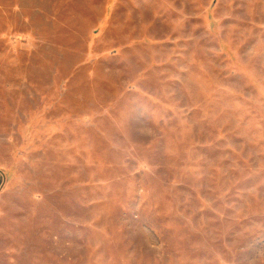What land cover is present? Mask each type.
I'll list each match as a JSON object with an SVG mask.
<instances>
[{
    "label": "rangeland",
    "instance_id": "rangeland-1",
    "mask_svg": "<svg viewBox=\"0 0 264 264\" xmlns=\"http://www.w3.org/2000/svg\"><path fill=\"white\" fill-rule=\"evenodd\" d=\"M0 264H264V0H0Z\"/></svg>",
    "mask_w": 264,
    "mask_h": 264
}]
</instances>
